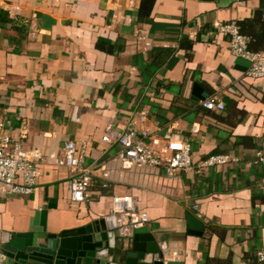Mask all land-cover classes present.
<instances>
[{"label":"crops","instance_id":"0c3cea01","mask_svg":"<svg viewBox=\"0 0 264 264\" xmlns=\"http://www.w3.org/2000/svg\"><path fill=\"white\" fill-rule=\"evenodd\" d=\"M4 2L0 12L9 20L0 18V112L9 135L28 130L25 150L63 157L65 143L75 142L80 152L86 142L85 165L92 167L120 150L103 141L108 129L136 126L163 145L189 139L196 169L165 185L150 171L129 173L107 188L96 179L88 201L76 203L71 172L40 164L32 195L8 194L0 185V250L5 232L27 233L36 212L49 205L48 231L58 233L106 218L120 196L134 197L148 213L147 227L178 255L175 262L261 264L264 166L247 163L264 151V79L247 76L249 63H238L216 26L254 19L264 13V0ZM13 7L18 15L10 13ZM212 96L225 103L224 111L204 108ZM147 109L148 123L135 125ZM213 155L240 162L199 169Z\"/></svg>","mask_w":264,"mask_h":264},{"label":"built area","instance_id":"2783aa9c","mask_svg":"<svg viewBox=\"0 0 264 264\" xmlns=\"http://www.w3.org/2000/svg\"><path fill=\"white\" fill-rule=\"evenodd\" d=\"M4 0H0V6H4ZM11 14L18 15L19 9L10 8ZM37 15H33V20ZM264 19V15H263ZM34 22V21H33ZM218 33L229 38L230 52L236 58H242L251 63L247 76L254 79H264V50L252 51L250 49L251 38L241 32V26L237 21L219 24L216 26ZM29 36H37V27L32 23ZM205 109L209 111H224L225 103L217 96H212L202 102ZM151 110L142 112L135 125H146L151 116ZM7 120L0 112V185L8 194H19L30 196L38 185L41 172L40 164L66 167L72 174L70 182L71 199L76 203H85L90 194L89 189L94 185V180L99 179L105 188L112 183L122 181L126 175L133 172H152V176L161 183L168 184L171 181L179 180L183 173H190L196 169L193 161L192 142L169 141L163 145L161 139L152 138L150 130L138 129L131 126L116 133L108 129L103 141L111 145H119L120 150L110 161L87 167L85 157L88 145L82 143L79 152L78 145L67 142L64 145V155L60 157L56 152L43 154L39 150H25L24 142L28 138V130L23 127L21 136L15 138L7 130ZM193 133L200 132V125L195 123ZM46 136V135H45ZM47 137V136H46ZM153 140L156 151L147 140ZM240 160L231 155H213L199 164V169H212L229 164H238ZM250 167L264 166V151L255 160L247 163ZM159 171H162L159 172ZM19 179L22 182H19ZM109 231H114L119 237H128L136 229L144 228L151 222L150 216L137 207V200L134 197L116 196L113 199V208L110 215L105 218ZM166 243L160 244L161 258L163 264L175 262L178 255L167 251ZM259 263L264 264V249L256 253ZM0 264H7L6 255L0 251Z\"/></svg>","mask_w":264,"mask_h":264},{"label":"water","instance_id":"95a60500","mask_svg":"<svg viewBox=\"0 0 264 264\" xmlns=\"http://www.w3.org/2000/svg\"><path fill=\"white\" fill-rule=\"evenodd\" d=\"M247 62L240 58L238 63ZM194 98L200 97L195 84ZM229 104L230 101L226 100ZM51 205L37 211L27 233L2 236L3 252L10 264H163L159 241L148 227L130 237L109 231L105 218L79 228L49 233L47 217ZM169 264H184L170 262Z\"/></svg>","mask_w":264,"mask_h":264},{"label":"trees","instance_id":"16d2710c","mask_svg":"<svg viewBox=\"0 0 264 264\" xmlns=\"http://www.w3.org/2000/svg\"><path fill=\"white\" fill-rule=\"evenodd\" d=\"M149 1L152 3L154 0ZM263 15L264 13L259 12L254 19L238 22L241 26V32L251 38L250 49L252 51L264 50V30H262L264 29ZM3 17L4 13L0 12L1 21L5 22V20H9L7 18L4 19ZM187 49H191V42L189 43Z\"/></svg>","mask_w":264,"mask_h":264}]
</instances>
